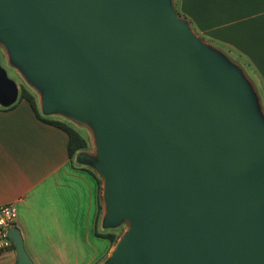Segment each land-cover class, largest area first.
<instances>
[{"label":"water","instance_id":"water-1","mask_svg":"<svg viewBox=\"0 0 264 264\" xmlns=\"http://www.w3.org/2000/svg\"><path fill=\"white\" fill-rule=\"evenodd\" d=\"M169 1L0 0V37L44 112L95 126L106 225L132 224L110 264H264V132Z\"/></svg>","mask_w":264,"mask_h":264},{"label":"crops","instance_id":"crops-1","mask_svg":"<svg viewBox=\"0 0 264 264\" xmlns=\"http://www.w3.org/2000/svg\"><path fill=\"white\" fill-rule=\"evenodd\" d=\"M176 10L211 57H216L211 48H224L248 66L250 73L243 72L261 98L263 114L248 105L246 82L241 83L244 98L264 132V0H177ZM10 58V64L19 63L13 54ZM22 67L18 76L28 84ZM18 97L9 87L0 101V206H16L15 227L34 264H110L125 231L106 225L99 177L77 160L78 154L68 156L63 130L38 119ZM36 105L45 117L44 100L38 97ZM109 234L116 236L114 242ZM16 263L14 250L0 257V264Z\"/></svg>","mask_w":264,"mask_h":264},{"label":"rangeland","instance_id":"rangeland-1","mask_svg":"<svg viewBox=\"0 0 264 264\" xmlns=\"http://www.w3.org/2000/svg\"><path fill=\"white\" fill-rule=\"evenodd\" d=\"M176 1L177 0H170L169 1V8L174 15V17L179 21L183 22L186 25V28L192 37V39L198 43L200 46L203 43L202 38L197 36L190 26L186 23V21L181 18L176 10ZM212 51L216 52V57H213L216 64L221 68L222 72H232L235 73L239 81L241 83L247 84V87L249 89V98L250 103L248 104L252 109L255 110L256 114H263V105L260 96L255 92V89L252 85V83L249 81V78L247 75L243 72L244 70L240 68L239 62H244L242 59H240L234 52L223 49V51L219 50L218 47L211 48ZM12 51L9 45L6 41V36L0 37V101L2 94H5V90L7 88L14 89L16 92V95H19L22 88L27 89L35 98L36 102L38 100V97L42 100H45L46 95V88L44 85H40L36 81H34L30 76L28 77L29 83L27 84L25 81L22 80L18 76V71L22 73L23 67L19 63L17 64L14 59H12ZM10 59H12L13 65L10 64ZM239 60V61H237ZM11 67H14V70ZM250 73V72H249ZM255 80V77L252 76ZM25 78V77H24ZM257 85L258 82L256 81ZM16 97H13V100ZM44 116L47 118H51L54 120H58L61 122H64L65 124L69 125L73 129H75L80 136H82L88 143V146L85 150L79 151L77 154L79 157H77V160L81 161L80 163L83 164V166L89 170H91L94 174H96L100 179L101 184V204L104 206L105 209V216L108 215V205L107 200L105 196V180L101 176L98 168L100 166L99 162V148L97 143V134L95 130V126L92 123V121L85 119L83 117H78L74 115L72 112H70L67 109H58L52 112H44ZM79 158V159H78ZM92 162L91 164H89ZM119 227L117 229L116 227ZM111 231H125L128 232L132 228V224L128 220L122 221L120 224L116 225L115 227L110 226ZM124 233V234H125Z\"/></svg>","mask_w":264,"mask_h":264},{"label":"trees","instance_id":"trees-1","mask_svg":"<svg viewBox=\"0 0 264 264\" xmlns=\"http://www.w3.org/2000/svg\"><path fill=\"white\" fill-rule=\"evenodd\" d=\"M239 61V60H237ZM240 68L243 69L244 71L249 73V68L246 64L239 62ZM24 99L25 101L28 102V104L30 105L31 109L33 110V112L35 113L36 117L54 127H57L61 130H63L69 138L68 141V156L70 158H72L74 155H76L79 151L85 150L88 146L87 141L79 135V133L73 129L72 127H70L69 125L65 124L64 122L58 121V120H54L51 118H47V117H42L39 115L38 110H37V105H36V100L34 98V96L25 88H22L20 93H19V97H18V101ZM15 105L9 106L7 109L4 110H8L13 108ZM91 163V162H90ZM98 188L100 191V195H101V184L98 181ZM100 200H101V196H100ZM101 209V207H100ZM111 242H114L116 239V236L114 235H107L106 236Z\"/></svg>","mask_w":264,"mask_h":264},{"label":"built area","instance_id":"built-area-1","mask_svg":"<svg viewBox=\"0 0 264 264\" xmlns=\"http://www.w3.org/2000/svg\"><path fill=\"white\" fill-rule=\"evenodd\" d=\"M16 218L17 208L14 204L0 206V257L14 250L8 231L15 227Z\"/></svg>","mask_w":264,"mask_h":264}]
</instances>
